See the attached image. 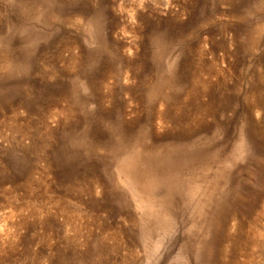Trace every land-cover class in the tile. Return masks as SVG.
Instances as JSON below:
<instances>
[{
    "label": "rangeland",
    "instance_id": "rangeland-1",
    "mask_svg": "<svg viewBox=\"0 0 264 264\" xmlns=\"http://www.w3.org/2000/svg\"><path fill=\"white\" fill-rule=\"evenodd\" d=\"M0 264H264V0H0Z\"/></svg>",
    "mask_w": 264,
    "mask_h": 264
}]
</instances>
